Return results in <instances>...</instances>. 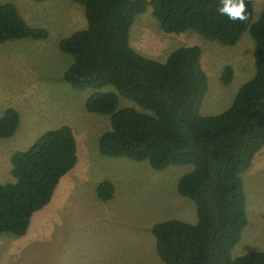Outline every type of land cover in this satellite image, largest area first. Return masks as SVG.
Returning a JSON list of instances; mask_svg holds the SVG:
<instances>
[{"label":"trees","instance_id":"trees-1","mask_svg":"<svg viewBox=\"0 0 264 264\" xmlns=\"http://www.w3.org/2000/svg\"><path fill=\"white\" fill-rule=\"evenodd\" d=\"M73 1L85 6L88 26L62 39L59 49L73 59L64 73L66 82L74 90L93 91L86 110L110 116L111 129L101 137L99 153L148 162L156 171L193 167L180 179L178 192L195 203L198 220L155 224L159 258L166 264H264V252L233 256L248 224L242 175L264 149V11L255 20V0H245L249 19L241 23L218 12L221 0ZM149 8L168 34L195 30L208 40L236 46L250 33L255 75L225 112L201 114L209 79L199 46L179 48L165 62L133 48L131 29ZM48 38L49 31L30 26L14 4H0V44ZM233 77V68L227 66L222 82L229 85ZM108 87L115 91H103ZM120 96L142 111L120 108ZM19 127V111L5 110L0 138L13 137ZM78 162L71 126L49 130L28 150L16 152L15 182L0 184V234L26 235L34 215L52 202ZM114 193L109 181L97 188L103 202Z\"/></svg>","mask_w":264,"mask_h":264},{"label":"rangeland","instance_id":"rangeland-1","mask_svg":"<svg viewBox=\"0 0 264 264\" xmlns=\"http://www.w3.org/2000/svg\"><path fill=\"white\" fill-rule=\"evenodd\" d=\"M7 3L14 4L30 26L49 31L46 40L0 44V101L4 108L14 107L20 117L25 116L20 118V127L23 120L34 129L18 150L29 148L43 132L71 126L80 161L60 182L53 202L34 215L25 236L0 234V264H57L60 256L62 264H166L157 254L152 228L172 219L197 222L195 203L178 192L180 179L193 167L156 171L148 162L102 156L98 145L111 129L110 116L86 110L93 91L74 90L66 82L64 73L73 59L59 49L62 39L87 28L85 6L73 0H0V4ZM263 11L264 0H255V20ZM131 44L139 54L160 62L179 48L199 46L209 79L203 116L225 112L255 75V42L249 32L236 46L208 40L195 30L168 34L149 8L136 19ZM227 66L233 68L234 77L224 85L222 74ZM119 98L120 108L142 111L133 101ZM242 177L248 224L233 251L234 258L264 252V149ZM105 181L115 188L108 202L97 195L98 186Z\"/></svg>","mask_w":264,"mask_h":264},{"label":"crops","instance_id":"crops-1","mask_svg":"<svg viewBox=\"0 0 264 264\" xmlns=\"http://www.w3.org/2000/svg\"><path fill=\"white\" fill-rule=\"evenodd\" d=\"M2 105H4V102L0 101V117L4 114L5 110H7L8 108H11V107L4 108V106H2ZM12 108H14V107H12ZM20 115H21V113H20ZM20 118H25V116L20 117ZM33 123H35V122H33ZM43 133H45V132H43ZM32 134H34L33 127H29V125H25V123L22 120L21 127L18 129V131L16 132V134L13 137H11L9 139L0 140V181H1L0 184L14 183L15 182L13 180V177H11V174H10L13 171V164L11 165L12 158L16 152L26 151L36 142L37 139L35 140V142L31 143L28 146L29 148H27L25 150H23V149L18 150V149H20L18 147H23L26 145V141H27L28 137ZM32 139H34V137H32ZM79 161H80V159H79ZM78 164H79V162H78ZM60 185H61V183H60ZM32 224H33V220H32L31 226H30L31 228H32ZM18 258H20V259L22 258V259L26 260L29 258V256H19ZM57 264H62V257L61 256L57 258Z\"/></svg>","mask_w":264,"mask_h":264},{"label":"clouds","instance_id":"clouds-1","mask_svg":"<svg viewBox=\"0 0 264 264\" xmlns=\"http://www.w3.org/2000/svg\"><path fill=\"white\" fill-rule=\"evenodd\" d=\"M222 7L218 9L221 15H226L231 21L246 22L249 19L245 0H221Z\"/></svg>","mask_w":264,"mask_h":264}]
</instances>
